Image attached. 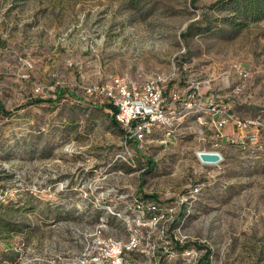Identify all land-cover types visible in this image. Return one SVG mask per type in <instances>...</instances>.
Wrapping results in <instances>:
<instances>
[{"label": "rangeland", "instance_id": "374dc122", "mask_svg": "<svg viewBox=\"0 0 264 264\" xmlns=\"http://www.w3.org/2000/svg\"><path fill=\"white\" fill-rule=\"evenodd\" d=\"M221 1L0 0V264H103L102 240L134 235L136 264H264V20L233 29ZM205 14L214 29L190 31ZM115 77L162 81L166 145L126 139L84 94ZM224 110L257 119V140L218 139ZM144 195L172 211L150 221Z\"/></svg>", "mask_w": 264, "mask_h": 264}, {"label": "built area", "instance_id": "2783aa9c", "mask_svg": "<svg viewBox=\"0 0 264 264\" xmlns=\"http://www.w3.org/2000/svg\"><path fill=\"white\" fill-rule=\"evenodd\" d=\"M240 77L246 78V73L238 69ZM83 92L91 98H102L116 110L115 118L125 131V137L137 144L153 142L155 133L161 131L163 135L157 140L166 145L175 132L172 121L166 110V98L164 85L161 80H151L144 83L130 82L127 79L115 77L103 84L85 86ZM213 102H211V105ZM215 107L211 111H215ZM210 125L216 129L218 139H226L221 133L225 128L232 127L238 130V137L232 143L246 144L255 141L260 122L255 118H240L227 110L213 114ZM201 121V120H200ZM200 132H203L200 129ZM204 138V137H203ZM217 139V140H218ZM219 141V140H218ZM214 146H218V143ZM215 151V150H204ZM217 152V151H216ZM136 209L144 214L149 213L152 222H159L168 215L172 209L164 210L157 202L145 203L137 200ZM141 240L138 235L132 236L128 242H121L113 238L100 242L105 246L107 255L103 258V264H136L127 259L128 253L136 252Z\"/></svg>", "mask_w": 264, "mask_h": 264}, {"label": "trees", "instance_id": "16d2710c", "mask_svg": "<svg viewBox=\"0 0 264 264\" xmlns=\"http://www.w3.org/2000/svg\"><path fill=\"white\" fill-rule=\"evenodd\" d=\"M220 3L230 6L231 13L224 16L222 18V21L224 24L231 26L233 29L245 28L250 23H257V22L264 20V0H223ZM214 27H215L214 24L209 20V18L205 14L204 20L200 23V25L192 24L189 27V30L190 31L196 30L198 33H208L212 31ZM67 92L71 93L69 92V90L58 88L56 91L57 99H61L62 97H64L65 93ZM71 94L73 95V93ZM54 101L55 100L53 99L45 100V99L38 98V99H35L33 103H44V102L52 103ZM105 107H107V109L112 113V117H111L112 124L119 131L125 134V131L121 128V126L118 124L115 118L116 110L108 102ZM0 108L3 112L8 113L5 111L3 106H0ZM146 163H147L149 171H151L154 167V162L150 158H146ZM139 201H144L145 203L157 202L158 197L156 195H144V198L139 199ZM9 212H12V210H8L6 213H9ZM146 214H148V217H149V213L147 212ZM9 227H10L9 222L6 219L3 220L0 217V232L8 231ZM186 247L187 246L185 245L184 246L180 245L178 242L176 243V248L179 250H184ZM198 264H210L209 254H206L204 257H202Z\"/></svg>", "mask_w": 264, "mask_h": 264}, {"label": "water", "instance_id": "95a60500", "mask_svg": "<svg viewBox=\"0 0 264 264\" xmlns=\"http://www.w3.org/2000/svg\"><path fill=\"white\" fill-rule=\"evenodd\" d=\"M197 156L203 164H218L222 161V155L216 151H200Z\"/></svg>", "mask_w": 264, "mask_h": 264}, {"label": "crops", "instance_id": "0c3cea01", "mask_svg": "<svg viewBox=\"0 0 264 264\" xmlns=\"http://www.w3.org/2000/svg\"><path fill=\"white\" fill-rule=\"evenodd\" d=\"M229 128V129H228ZM227 130H226V136L229 135L231 132H234L236 131V129L234 128L233 130L234 131H231L232 127H228Z\"/></svg>", "mask_w": 264, "mask_h": 264}]
</instances>
